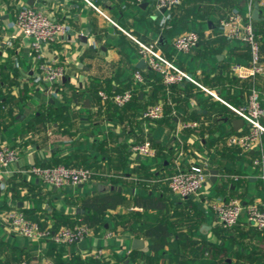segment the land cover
Returning a JSON list of instances; mask_svg holds the SVG:
<instances>
[{
	"label": "crops",
	"instance_id": "0c3cea01",
	"mask_svg": "<svg viewBox=\"0 0 264 264\" xmlns=\"http://www.w3.org/2000/svg\"><path fill=\"white\" fill-rule=\"evenodd\" d=\"M132 1L0 0V145L18 152V159L0 174V264H41L46 259H54V264L264 261V235L245 220L244 214L234 226L222 227L209 202L223 197L207 193L210 188L264 202V192L259 189L264 165L252 164L253 158L264 153V139L263 148L256 144L247 154L224 142L228 134L246 130L245 122L233 128L231 121L238 117L227 104H244L248 91L245 83H251L252 78L240 80L231 71L233 64L248 63V47L222 35L218 21L228 12L245 7L246 0H182L172 13L171 21L176 25L166 23L169 10H156L153 0ZM19 5L41 10L69 26L67 32L43 45L45 56L64 67L59 83L48 85L36 79L37 61L30 55L28 40L14 26ZM253 9L258 10L256 19L251 17ZM247 12L255 28L264 26V0H254ZM183 21L194 22L203 36L189 53H177L171 46L173 37L186 31ZM125 32L154 42L197 84L182 81L170 88L163 85ZM260 60L263 73L256 75L253 83L258 99L264 100V38L260 41ZM135 70L141 72L143 83L134 101L116 108L98 98V90L119 92L129 87ZM208 91L217 92L227 104ZM154 102L165 104L166 115L154 121L142 119L141 111ZM192 119L199 123L196 129L180 128L182 122ZM261 121L264 125V115ZM146 139L157 145L163 157L151 159L131 151L134 142ZM204 157L211 163L210 169L217 171L216 184L212 186L208 176L195 195L181 198L170 192L164 183L168 173L186 169ZM54 159L93 167L95 178L77 186L82 192L96 190L98 183L113 185L116 177L119 180L113 186L124 192L123 202L107 211L102 227H89L86 239L76 244L29 240L9 231L1 219L2 211L14 208L42 219L43 225L53 227L57 223L53 217L59 196L51 194L55 189L41 186L24 171L32 164ZM137 194L152 195L160 201L159 207L137 206ZM77 208L79 205L73 209L76 214ZM75 218L76 223L81 222ZM145 220L166 223L169 235L145 238L136 229ZM135 238L142 240L140 248H132ZM149 241L164 243L161 252L150 251ZM169 241L178 242V251L168 249ZM209 246L218 248L221 257L205 261L207 252L203 249Z\"/></svg>",
	"mask_w": 264,
	"mask_h": 264
},
{
	"label": "built area",
	"instance_id": "2783aa9c",
	"mask_svg": "<svg viewBox=\"0 0 264 264\" xmlns=\"http://www.w3.org/2000/svg\"><path fill=\"white\" fill-rule=\"evenodd\" d=\"M142 0H134L139 3ZM181 0H153L156 10L176 6ZM254 0H246L248 10L253 5ZM14 26L19 31L22 38L28 40L30 55L37 61L36 79L48 85L59 83L64 76V67L47 58L43 52V45L53 41L69 30L65 23L52 19L45 12L26 5H19L14 13ZM218 27L222 35L228 39H234L245 43L249 51V60L246 65H231V71L238 79H251L248 84L246 99L244 104L235 107L225 103L222 99L208 91L216 99L227 104L233 113L247 124L246 130L240 133H230L225 138L227 147H238L241 151L247 152L254 145L259 144L261 136L264 134V125L261 118L264 109L259 103L258 94L253 83L256 75L263 73V65L260 60L259 39L264 34L257 32L252 20L244 16L237 10L228 12L218 21ZM126 33V32H125ZM138 47V53L144 64L156 72L161 82L165 86H171L182 82L184 79L194 84L197 82L187 73L176 67L167 57L155 46L154 42L143 41L126 33ZM199 33L194 30H186L175 35L171 41L172 48L180 53H189L199 42ZM133 83H142L143 76L139 70L132 73ZM132 88H126L119 92H107L98 90V98L105 103H111L115 107H123L133 98ZM164 107L161 102L147 104L141 111V118L145 120H157L163 116ZM198 121L187 120L180 124L181 129L195 128ZM133 153L145 157H153L155 148L148 140L133 143L130 146ZM18 159V152L8 145H0V174L6 172L12 163ZM264 153L252 159V164L263 167ZM27 174L34 176L47 188H61L64 186L83 185L93 179L95 172L85 166H67L63 164L42 165L32 164L24 170ZM209 176L206 163L202 165L193 164L188 168L176 171L166 176L164 181L167 188L173 194L186 198L195 195L203 187ZM236 178V177H234ZM261 188L264 192V172L259 174ZM209 207L217 216L219 224L224 228L234 226L240 215L244 213L245 220L255 226L264 235V202L243 203L239 198L227 197L217 198L209 202ZM1 219L5 227L29 240H50L58 244H76L81 242L88 234L89 227L82 223L73 225H60L58 228L45 225L26 217L21 211L14 208L5 209L1 213ZM100 255V251L96 253ZM23 264V263H21ZM41 264H54L52 260L46 259Z\"/></svg>",
	"mask_w": 264,
	"mask_h": 264
},
{
	"label": "trees",
	"instance_id": "16d2710c",
	"mask_svg": "<svg viewBox=\"0 0 264 264\" xmlns=\"http://www.w3.org/2000/svg\"><path fill=\"white\" fill-rule=\"evenodd\" d=\"M132 2H134V0ZM181 3H182V0L176 6L169 8V19L167 20L166 23H168V21H169L171 25L174 24L171 21L172 20V13L174 12V9L177 6H179ZM237 11H239L244 16H248L246 4H245V7L243 6L242 8L237 9ZM183 22H184V26H185V24H188V25H190L192 27H196L197 28V29H194V30H196L199 33V37H200L199 42H198V44H199L200 41L203 39L202 38L203 36H202V34H201L200 30H199L200 27H197L196 24H194V22L193 23H190V24L187 21H183ZM174 25H176V24H174ZM255 29H256L257 32L261 33L263 31V29H264V26L262 28H257L256 27ZM263 38H264V34H261V37L259 39V47H260V41ZM236 41H238V40H236ZM177 53H180V52H177ZM167 59L170 60L169 57H167ZM170 61L172 62V60H170ZM174 65L176 66V64H174ZM176 67H178V66H176ZM180 70H182V69H180ZM154 73H156V72H154ZM156 75L159 77V80L161 81L160 76L157 73H156ZM183 81L185 82V81H188V80H185L184 79ZM142 83H133L132 78H131L130 85L127 88H132L133 91H134V94H133V98H132V100L130 102H132V101H134L136 99V97H137L136 90H137V88H141L142 87ZM248 84H249V82H246L245 83V88L246 89L248 87ZM173 86H175V85H171V86H168V87L170 88V87H173ZM259 103L262 106V108L264 109V100H263V98H260L259 97ZM113 107H115V106H113ZM163 107H164V112H163V116L161 118H163L166 115V112H167V108H166L165 104H163ZM116 108H118V107H116ZM119 108H121V107H119ZM197 127H195V128H185V129L194 130ZM236 133H239V132H236ZM263 139H264V134H262L261 141L259 143L261 148H263ZM146 140H148L151 143V145L156 150L155 155L153 157H150V158L151 159H157V158L160 159L159 157H163V155H161L160 151H158L157 145L152 140H150V139H146ZM141 141H144V140H140V141H136V142H141ZM136 142H134V143H136ZM233 148H236V147H233ZM263 150H264V148H263ZM244 153L247 154L248 152H244ZM204 162L206 163L207 170H209L210 167H212V165L209 162V160H208L207 157L202 158V160L200 162H198L197 165H202ZM40 164H42V165L63 164V165H67V166H77L78 165V166L89 167L91 169L93 168L91 165H87V164H84V163L83 164L82 163H79V164H71V163L66 162V161H60V160H55V159L54 160H49L47 162H43V163H40ZM263 164H264V162H263ZM258 167H260V166H258ZM180 170L181 169L173 170L172 172L168 173V175H170L173 172L180 171ZM182 170H184V169H182ZM152 173L154 174V171H152ZM118 174L119 175H122V173H118ZM158 175H159V173H158ZM159 177H162V176H159ZM93 178H95V176ZM113 180H112L113 181L112 184L114 185V184H116V182H118L119 178L116 177ZM40 184H41V186L46 187L43 183L40 182ZM40 184H38V185H40ZM215 184H216V182L212 183V186H214ZM68 187L74 188L75 189V193H77V195H76L77 204L75 206L79 205V208L84 210L83 213H78V214L75 213L74 214L75 217H79V219L81 220L82 223L86 224L88 227H91L93 229H96L97 227H100L101 228L102 225H103V223L106 220V216H107L106 213H107V211L113 210L117 205H120L123 202V200H124V192L123 191L111 190V191H100V192H97L95 189H92L91 188L92 191L90 189V191L87 190L86 192H82L83 189L81 190V188L79 189L77 186H64V187H61V188H56L54 190V192H51V194L53 196H55V197H56V195L59 196V192H62L61 190H64L65 188H68ZM49 189H51V188H49ZM209 189L207 191V193L209 194V196H213V195L218 194V195H222L221 197H223V198L236 197V198H239L241 200V202H243V201H245V203L252 202L251 200H246V198L244 200V196L243 195H240V194H231L229 192L223 193L222 191L209 190ZM259 189L262 192V190H261V181L259 182ZM263 199H264V197H263ZM134 202H135V204L137 206H140L143 209H148V208H158L159 207L158 206V203L160 201L157 200L156 198H154L152 195L145 194V196H142V195H138L137 194L135 196ZM16 210L21 211L26 217H28V218H30V219L38 222L41 226H45L42 223V219L33 217L31 214L28 213V211L23 210V209H16ZM242 214H244V213H242ZM53 218H55V220L57 222L56 224H54L55 229H56V227H59V225H61L62 223L61 222H58V219L56 218V216L53 217ZM76 222L77 221L74 220L70 224L65 223L63 225H69V226H71V225H73ZM136 229L138 231H140L141 234H142V236H144L145 238H150V237H153V238H166L169 235V230H168L169 228H168V226H167L166 223H160V222H156L155 223V222H151V221L145 220V221L141 222ZM86 237L82 241H84L86 239ZM40 241H44V240H40ZM163 244L164 243H162L161 241H149V243H148V249L150 251H154V252H161ZM166 245L168 246V249L170 251H173V252L178 251V242H176V241H169V242L166 243ZM217 249L215 247H211V246L206 247V248L204 247L203 250L207 252V257H206L207 259H205V261H212V260H214V258L221 257V255H220L221 253H220L219 249L218 250ZM52 261L55 263L54 259H52ZM254 264H264V261L255 260Z\"/></svg>",
	"mask_w": 264,
	"mask_h": 264
},
{
	"label": "rangeland",
	"instance_id": "374dc122",
	"mask_svg": "<svg viewBox=\"0 0 264 264\" xmlns=\"http://www.w3.org/2000/svg\"><path fill=\"white\" fill-rule=\"evenodd\" d=\"M184 29L190 30V29H197V28L186 24L184 26ZM152 174L153 173H149V176H152ZM61 191L62 192H59V200L56 201L54 204L55 209L57 211V214L55 216L58 219V222H61L62 224H65V223L70 224L71 222L76 220L74 216L75 212L73 211V209H74V206L77 204V199L76 197L72 196L73 194H75V189L72 187H68ZM48 203L49 205H53L52 200H49ZM64 209L68 211L67 214L61 213V211Z\"/></svg>",
	"mask_w": 264,
	"mask_h": 264
},
{
	"label": "water",
	"instance_id": "95a60500",
	"mask_svg": "<svg viewBox=\"0 0 264 264\" xmlns=\"http://www.w3.org/2000/svg\"><path fill=\"white\" fill-rule=\"evenodd\" d=\"M141 6H142V7L145 6V3H142ZM164 10H165V8H161V9H160L161 12H163ZM257 14H258V10H257V9H253V10H252V13H251V17H252L253 19H256V18H257ZM187 76H188V78L191 77L190 74H187ZM212 93H213L214 95L217 94V92H212ZM231 123H232L233 128H234V129H237L240 125L243 124V120H242L241 118H236V119H233V120L231 121ZM216 175H217V171H216L215 169H210V170H209V180H210L212 183L215 182V180H216ZM114 189L119 190V187L115 188L113 185H106V184H104V183H98V184H97V189H96V190H97V191H103V190H114ZM76 212H77V213H83L84 210H83V209H79V208H77V209H76ZM142 244H143V242H142L141 239H137V238H135V239L132 240V248H140V247L142 246Z\"/></svg>",
	"mask_w": 264,
	"mask_h": 264
}]
</instances>
